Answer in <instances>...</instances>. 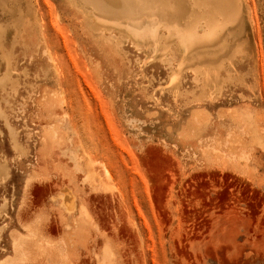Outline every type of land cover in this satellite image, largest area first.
<instances>
[{"label":"rangeland","instance_id":"374dc122","mask_svg":"<svg viewBox=\"0 0 264 264\" xmlns=\"http://www.w3.org/2000/svg\"><path fill=\"white\" fill-rule=\"evenodd\" d=\"M243 8L196 77L154 36L98 41L81 0H0V264H264V0Z\"/></svg>","mask_w":264,"mask_h":264},{"label":"bare ground","instance_id":"6f19581e","mask_svg":"<svg viewBox=\"0 0 264 264\" xmlns=\"http://www.w3.org/2000/svg\"><path fill=\"white\" fill-rule=\"evenodd\" d=\"M81 1L92 11V14H88L87 16H85L86 17L85 24L90 26L89 28L92 29L91 35L94 36V38L96 37L98 41L101 42H103L102 40L111 41L112 38H117L118 35L116 36L112 33L108 34L106 32V30L109 31L115 30L120 33L119 35L128 38L130 42H133V44L141 48L145 44L146 45L149 44L146 42V40L148 39V41H150L151 40L149 38L150 36H154L152 37V44L150 43L151 46L149 47L147 45L150 48V49L148 48L149 51L152 50L155 53L156 57H159L164 62H168L173 66L177 61L176 63H178V67H180V69L176 67V64L175 67L179 71L180 70L182 71V68L184 66L192 67L196 77H198L202 73L201 69L203 67L199 65V63H201L199 62L201 60L200 58L202 57V62H203V60H205V58L203 59V56L205 55L206 51H208L209 48H211L210 46L222 42V39L218 38L219 31H221V29L226 27L229 22L238 20V17L240 16V14L244 9L243 8L244 0H81ZM4 6H6V4H4ZM94 15H96L97 18H95ZM242 29L244 30L243 27ZM238 36H240V34ZM143 40H145L146 43ZM238 40L241 39L239 38ZM215 49L217 48H214L213 50L215 51ZM221 50L223 49L221 48ZM223 51L226 52L225 50ZM209 57L210 56H208V58ZM205 62L206 61H204V63ZM53 133H54V128L45 129L44 139L46 140L47 138L49 139L52 138ZM69 204L72 203L69 201ZM71 207L72 205L69 206V208Z\"/></svg>","mask_w":264,"mask_h":264}]
</instances>
